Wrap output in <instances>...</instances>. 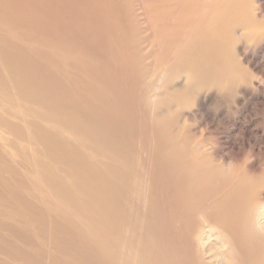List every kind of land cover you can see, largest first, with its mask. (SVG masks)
Segmentation results:
<instances>
[{
  "label": "bare ground",
  "instance_id": "obj_1",
  "mask_svg": "<svg viewBox=\"0 0 264 264\" xmlns=\"http://www.w3.org/2000/svg\"><path fill=\"white\" fill-rule=\"evenodd\" d=\"M15 2L0 0V104L13 109L12 93L36 107L25 109L27 115L47 125L30 123L37 135L27 142L43 147L54 167L25 147L18 152L35 165L28 173L78 220L51 221L50 213L9 189H0L2 206L28 213L37 231L50 227L55 251L76 264H264V173L214 162L184 132L174 108L185 91L239 72L229 32L231 24L254 25L244 1L33 0L24 16L9 13ZM2 33L58 56L38 48L27 55ZM144 76L150 83L141 89ZM182 76L185 89L176 84ZM0 123L10 128L1 117ZM130 131L139 137L145 131L138 147ZM26 133L18 138L26 140ZM3 226L32 252L14 251L17 260L34 256L27 264H43L31 237L21 236L26 226Z\"/></svg>",
  "mask_w": 264,
  "mask_h": 264
},
{
  "label": "rangeland",
  "instance_id": "obj_2",
  "mask_svg": "<svg viewBox=\"0 0 264 264\" xmlns=\"http://www.w3.org/2000/svg\"><path fill=\"white\" fill-rule=\"evenodd\" d=\"M14 1H16L14 6H12V4L8 5V8H11L9 13L13 11V15L14 12L23 15L26 11L29 13L30 11L32 12L33 10L30 8L34 9L33 5L35 4L31 3L33 0H24L26 3L20 0L21 4H25L23 5L24 7H21V4L17 3L18 0ZM243 1V9H247L251 12V17L254 18V25L247 23L244 25L245 27H241L238 24H231L232 30L229 32V38L231 40L229 50L239 62V72H228L224 79L215 81L214 83L216 84L207 83L208 85L205 84L194 90H189V93L185 91L180 103H177L178 106L174 108L179 110L180 122L181 125L184 126V132L195 137L198 142L204 144L206 154L209 155L214 162L229 166H240L244 168L249 175L252 174V176L258 177L264 173V0ZM97 2H100V0H97ZM28 4L32 6L30 5V8L26 7L29 6ZM122 5L126 6L125 3H122ZM0 6L4 5L0 4ZM2 34L4 35V33ZM4 36L9 39L8 35ZM11 39L12 42L14 40L15 44L18 43L17 45H19L27 55L32 53L35 50L34 48H38L46 54L58 56L57 52H53V50L46 46L24 42L18 39L17 36H11L9 40L11 41ZM155 49H157L156 53H160V48L155 47ZM146 65L147 62L144 63V66ZM182 77L178 79L176 84L178 83L185 89L187 82L185 76ZM149 80L148 76H144L139 78L137 83L140 84L139 87L141 89H145L150 83ZM120 84V89H124V92L127 91L123 82H120ZM158 84L159 86L164 85L163 83ZM126 98L127 101L129 100L128 102H130V105L133 104L130 107L134 109V102L138 104L137 101L133 99V97L130 98V95L124 99ZM118 99H121V101L124 100L121 97ZM10 101L16 105L11 110L5 102L0 104V117L6 121V125L10 127L5 129L0 123V189H9L14 192L19 191V193H22L23 199L31 202L41 211L46 210V212L50 213V216L53 217H50L51 221L59 223L65 216L66 218L71 216L75 221L78 220L77 217L73 216V212L61 203L59 198L56 199L51 191L47 189V186L43 183L41 178L28 173V169L31 168L32 171H34L33 166L35 165L31 164L30 161L28 162L32 166L27 163V161H23V154L18 152L20 147H25L32 156H35L37 153L42 162L41 164L53 169L54 164L51 162L50 158H47L45 149L39 145H33L32 143V145L28 144L30 141L27 142L30 135L33 140H35L34 138L37 135H34L29 128L30 123L34 122L37 124L40 122L39 124H41L42 127H46L47 124L43 120L35 118L32 113H30V111L36 107H32L30 104L24 102L22 103V101L12 93L10 95ZM152 101L156 102L158 99H152ZM138 106L140 111L142 106L140 107L139 104ZM25 109H30V111L27 110L30 116L27 115ZM123 109L126 108L124 107ZM138 109H136V114L139 112ZM141 114L143 115V113ZM141 114L137 115V117H140ZM21 130L28 133V135L26 133L27 138L24 141L18 138L21 135ZM130 132L131 133L128 135L136 140V145L138 144V147L141 144V138L145 137V135H142L145 131L141 132V137L135 132ZM58 134L66 137L70 142L75 144V140L71 139L72 136L68 133L58 131ZM85 152L88 153V155L91 154L89 150ZM19 163H22L23 167H20ZM12 173H15L14 177L17 179L20 178L23 180L22 186L17 187V180L12 177ZM66 179L67 178H65V180ZM58 212H62L60 213L61 215ZM27 214L26 212L20 213L19 211H16V213L8 212V209L0 203V251L7 250L9 247L13 249V254H8V256L0 253V264H27V261L28 263L32 262L34 258V256H30L31 258H27L28 256H26L25 263L20 262V259L17 260L18 257H15L14 251L28 252V255H31L32 252L28 251L29 248L27 243H23L20 240V236H15L6 230L3 225L7 224L13 226L17 225V230L20 224L26 226V233L21 236L31 237V243H33L43 255V257L39 259V262L44 261L43 264H54V258V260L63 261L64 264L67 262L76 264L70 258L55 251L56 245L53 241L54 231L48 229L50 228L48 226L47 230L43 229L42 231H37L35 229L36 227L33 226L34 219L31 222ZM39 233H42L41 237L38 235ZM43 235H45L46 238H42L45 237ZM47 257L50 259L48 262L45 261ZM34 262L37 263V261Z\"/></svg>",
  "mask_w": 264,
  "mask_h": 264
}]
</instances>
